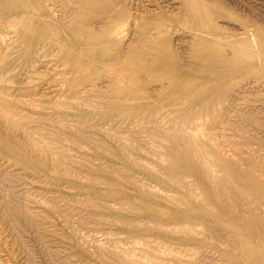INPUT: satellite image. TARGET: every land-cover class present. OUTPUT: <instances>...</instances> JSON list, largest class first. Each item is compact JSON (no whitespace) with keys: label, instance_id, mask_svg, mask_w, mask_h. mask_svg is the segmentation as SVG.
Wrapping results in <instances>:
<instances>
[{"label":"rangeland","instance_id":"rangeland-1","mask_svg":"<svg viewBox=\"0 0 264 264\" xmlns=\"http://www.w3.org/2000/svg\"><path fill=\"white\" fill-rule=\"evenodd\" d=\"M12 1L16 2L17 0H12ZM201 1L205 4H211L212 6H214L215 10L217 11L215 17H213L212 23H210V20L201 18L202 17L201 14H198L192 11L191 8H188L190 0H95L92 1L91 5H93L94 3V5H100L104 8L116 10V14H113L111 21L100 25L102 27L108 26L110 32L112 33L108 37V40L110 41L109 45L108 44L99 45L100 41L87 43L83 40L81 36L76 35L78 33L75 34V32L71 29V27L73 26L69 27L68 25L69 23L67 21H69L70 17L68 20L65 19L66 18L65 16L68 17L70 12L68 11L69 5H67V3L64 0H43L41 2L42 5H38L37 7L38 14L43 16L44 18H48L50 21H52V23L58 25L59 27L58 33L54 32L53 30L54 34L57 35H54L52 32H50L49 33L50 36H48L43 41L39 40L41 31L37 24L36 18L34 19L28 14H25L21 18L14 19L12 22H10L9 18L6 19V17L0 16V30L3 32L0 35L5 40L3 42V45L0 46V66H3V68H0V74H3V76H0V96L6 97L12 104H15L17 110L23 115L26 116L31 115L37 118L38 120H40L41 117H45L50 114L57 119L66 117L70 120L76 118H82L89 114L91 117L90 119L91 125L87 128V130L93 135L96 142L90 140L89 142L85 141L87 144L82 143L79 139L76 138L78 137V135L72 132L70 128L60 124L59 122L58 124L53 123L52 125L54 127L59 128L61 131L67 132L69 135L74 136L76 138V140L74 141L67 140L65 142L67 144L66 146H68L75 155L77 154V156L82 157L85 155V157H82L85 159L94 158L93 160L96 159L95 160L96 164L99 163L109 164L107 163V161L108 162L110 161L113 164L121 163L123 165H126V162H124L125 163L124 164L123 161L121 162V160L119 159L117 160V158L115 160L114 157H113L114 159L112 158V155L104 151L100 154H96L94 148L90 146V144L97 145V143L104 142L106 143V148L113 150L112 147H116L119 145L117 144L119 142H117L116 140L119 135L122 137L125 143L132 144L135 146L138 159L143 160L147 165L151 167H155L160 163L161 160L160 153L163 151V143L160 140H158L153 134H150L146 131V129L150 127V124L146 122V119L139 121H137V119H134L136 110L131 107L121 106L119 108H116V110L121 111L120 116L114 118L113 121L108 120V115L113 114L115 109L112 110L111 107L108 105L109 100L103 97L104 95L103 92L107 88H109L112 82L115 81L112 76L107 75V72L103 67L102 62L95 63L93 60H88L89 57L91 58V56L93 57L96 54L97 55L95 57H99L103 53L112 52L114 50L115 51L118 50L117 52H120V50L127 45H129L130 47V44L132 45L136 41L137 36L140 34L141 31L140 27L144 25L147 26L148 28V26L150 25L148 31L150 32L151 35L164 34L168 38H166L165 36L164 37L170 41L168 42L170 44V47L173 50L175 49L174 51L176 55L178 56L179 54H182V56L181 55H179L180 57L178 56L177 60L178 62L179 59L180 61H182V63L180 62L181 65H183L185 62V68L189 66L191 67L200 66V59L197 58L194 53L196 51L198 43H201L203 46H207L210 48V51L216 56V60L211 61V63L209 64L207 63L208 67L206 66L201 70L196 71V74L188 73V75H186L183 72L184 68H182L180 65H176L174 67L175 70L180 69L181 70L180 73H182V77L180 78V81L177 84V90L179 91V96L184 99L183 100L184 105L186 104L188 105L192 103L196 106L201 105L209 109V113L207 117L208 119L206 120V123H200L198 125V130L203 134H207L209 131L217 132L220 135L219 139H213L212 141H218L219 145L214 142L213 143L225 155L227 156L233 155V157L236 158L240 156L238 153V151H240L243 154V157L246 158V156L247 155L249 156L252 153V151H255L253 149H256L258 151V152L255 151L257 153L258 162H256L257 161L256 159L254 162L255 164H259L260 162L264 161V120H263L264 119V56H258V58H256L252 62H240L238 60L231 59L229 57V54L234 53V51L237 49L235 44L230 43L235 36L243 35V37L255 38L253 36L256 35L257 37L260 36L259 38H261L264 35V0H201ZM33 2L37 3L36 0H33ZM132 21H136V25L135 22ZM69 22H71L73 25L72 20ZM164 37L162 38L164 39ZM59 41H64L68 45L73 44L72 45L73 48L77 50L79 58L82 59L81 61L82 65L86 66L88 63L93 65V67L90 69H88L87 66L84 68V71H88L85 72V74L90 72L92 75L91 77L79 78L77 76L78 74L77 69H75V67L74 68L71 67L70 64L67 63L66 56L64 55V49L59 44ZM94 45H98V47L96 49H93L92 47ZM144 47L147 50L146 47H148V44L144 43ZM225 53L228 54V57L225 55L227 59L224 56L225 58L224 60L223 59L217 60L219 56ZM150 56L151 58L147 62V67L149 70H146L144 72V75L147 74L146 76L150 77V79H148L149 82L146 81L147 82L146 85L148 89L151 88V90H149V93L148 90H146L147 92L143 90L142 94L149 95L148 100L152 102H161L163 101V99H165V97L166 98L170 97L169 96L170 90L164 91L162 86L167 84L168 80L170 79L168 74L171 73L169 72L171 67H165L163 64H161L160 59L158 58L157 55H153L152 53V55ZM225 65H228L229 69L225 70L226 69ZM122 78L121 79L116 78V79L118 80V83H120L121 85H125L128 79L127 77H122ZM193 82H196L201 85H205V88L201 91V93L191 95L189 86L193 87L191 85ZM223 92L225 93V95H223L224 94ZM228 92L230 94H226ZM221 95L223 98H225L226 96L227 99H220ZM112 96L113 94L111 95V97ZM227 96H229V98ZM89 97L93 98L96 107L95 108L92 107L88 110H85L86 113L81 112L83 99ZM230 97H232V99ZM221 101H223L222 103L226 102L224 104L227 106L223 105ZM126 102H132V100L128 99L126 100ZM222 105L224 108L222 107ZM238 105L240 107H246L247 109L250 110L252 109V111H254L255 109L254 112L256 113V116H258L261 119V122L263 121L262 123L260 122V124L259 123L257 124L252 122L251 120L249 121V119L246 120V122H248L250 125L248 126L247 131H243L244 132L243 136H247L251 138L250 148L249 146L235 145V141H238L240 139L244 140V137L241 138L240 132L237 131L236 126L234 125L236 124L238 126L239 124H241V120L239 116H237L236 110L232 108V107L235 108ZM105 107L107 108L105 109ZM225 107L226 108L230 107V108H228L229 110H227ZM225 110L227 113H225ZM233 111L234 113H232ZM230 113L232 114V116ZM218 117H220L219 119H224V118L228 119L229 117H231L234 119L233 124L228 125L226 122H221L223 124H220L216 120ZM209 125L213 129L211 128L209 129L208 128ZM1 136L2 135L0 133V137ZM1 138H0V150L1 149L2 150L0 151V157H1L0 165H2V163L4 164L2 165V168H0V172L4 170H6L4 172L9 171V173L7 172L9 174V177L12 175L14 177L9 178V180H7L8 178L7 179L4 178V183L2 182V189H3L2 192L5 190L4 191L5 193L0 192V195L3 194L2 196H4L5 199H7L8 197H9L8 199H10V197H12L11 194L14 193L15 188L16 191H19L22 188L23 192L25 189V194L22 196H24L23 198L25 199L26 196L28 195V197L30 196L29 197L30 200L27 197L28 198L27 201L25 199L24 202L23 201L24 199L22 198L21 199L22 202L25 204H29L30 206L29 205L26 206L31 208L33 207L32 209H34V211L36 212L43 213V211H47L44 214L45 216L48 215L49 220L52 221H49L48 218L45 217L46 222L47 221L50 222V223L48 222L49 225H47L49 230L47 232L49 233V235L47 233L46 239L49 240L50 244L58 247V249L60 247L59 252H61L63 258L59 253V257L61 258V259L59 258V261L65 259L63 261H68L67 262L68 264L69 262L72 264H116L115 261L107 255L101 256L98 253L95 254L96 249L94 250V246L100 244L104 245L105 243H107V240H108L107 244H110L109 246H113V244H116L118 242L117 240L116 243H113L112 242L114 241V239H112L113 237L115 239L117 238L120 239L119 241H122V239H124L122 243L124 242L123 244H126L127 242L130 241L129 240L130 236L128 235L133 233L138 235L139 237L138 241L140 240V243H142L146 239V237H148L150 239L151 238L154 239V240H150L151 242L153 241L152 243H156V245L153 244L154 246L157 247L158 245L159 247V244L161 245L162 249L159 247L161 249V251L159 252H162V254L164 253V256H161L162 254H159L158 252L159 256L157 254V256L153 255L154 258L152 257L153 260L155 261L157 260L158 263L163 262L162 259L166 261H175L174 258L176 257H174L173 255L176 254L178 258H180L181 256L182 257L187 256L186 258L185 257L184 258L187 259L188 261H191V264L194 263V261H195L194 264H198V262L200 261H201L200 264H202V261L203 264H225L227 262L223 254V251L226 248H228V246L223 241H220V235L221 234L226 235L228 231L225 229V226L221 225V223L216 221L214 217L210 216L209 220L211 219L210 221L213 220L214 222L216 221L217 226L220 224L218 226L219 233L212 232L211 229L209 230V228L204 223L202 224L199 223V225L196 228V231L198 230V232L200 231L204 233L207 232L210 233L211 231L209 236L210 238L208 237L207 240V242L208 241L212 242L211 245H209L210 242H208V245H206L207 242L206 243L199 242L200 243L199 244L196 241L184 240L177 233L176 234L179 237L175 234L172 235L168 231V229H170L171 227L163 228L162 226H166L164 224L162 226L161 225L157 226L160 227L158 229L156 228L151 230L150 226L153 227V225H155L154 220H156L157 218H158L157 220H160V218L161 220L162 219L164 220V218L157 216L158 214L154 215V213H151V211H148L147 209L144 208L145 207L144 201L148 202V199L146 198L145 200L144 198L143 201V196L140 195L139 191L135 192L137 190V187L135 186L133 187V185L131 184H128L126 186V189L129 191L125 190L124 188L126 194L128 192L129 193L128 195L130 197L125 195V191L122 192L124 194L122 195L119 194V195L121 197L125 195V197L123 196L124 199L126 198L125 200H128L127 199L128 197L129 201L132 202L133 200V202H137V204H139V206L143 208V211L142 209L140 211L144 213L138 212L136 214V212L126 208L125 211H123L124 208L121 206V203H119L120 204L119 208L121 206L123 208L122 210L118 208L117 205L118 203L113 201L110 202L112 207L111 206L109 207L110 204L108 203L109 208L107 207V205L104 207L101 206L96 208L97 213L105 218L103 220L104 223L102 224L100 223V225L98 224L92 226L94 227L93 230L92 227L80 228L81 225L74 216V218L77 220L76 226L74 227L75 224L72 223H75L76 221L75 219H74L75 221L71 219V221L68 220L70 221L68 222L66 220L67 218L65 219L64 218L65 216H63L62 214L56 215L57 212H54L53 203L51 201L50 204L48 203V201L51 198L53 197L57 198L58 195H60L57 199L61 198L60 204L65 205L66 204L65 202L69 198L71 199L74 198L75 200V198L78 199L79 197L81 198V196L90 197L91 194L93 197L96 196L95 194L100 193L97 194V196L102 200H103V196L108 199L110 198L115 199V196L114 195L110 196V194L108 195V193H106V195H108L107 197L104 193L106 192V190H104L106 185H102L101 183H94L87 180L90 177L86 176V174L83 175L84 173H82V175L81 174L77 175V177L74 174L67 175V174L55 173V171L52 170L51 166L48 165L45 166L42 164L39 165L38 160L35 161V159L37 158H33L32 156L31 158L29 157L28 159L27 156L26 158L24 156L21 157L20 155L19 156L16 155L17 156L16 158V156H13V153H10L9 151H7L8 153L6 152V148L4 144L1 142L2 141ZM12 139H13L12 141H14V138ZM107 141H109L111 145L108 144ZM249 151L251 152L249 153ZM91 152L95 154L93 155V153ZM90 156L93 158H91ZM4 157L5 159H3ZM18 157L21 158L18 159ZM16 159H18V161ZM25 164L27 168H24L26 167ZM127 165L125 166L127 168L133 167L128 163ZM39 166L41 169L43 168L44 169L41 171V169H39ZM12 171H15V173L16 172L17 173L15 174ZM131 171L135 173L137 172L136 174L137 177L145 180L148 183L147 185L148 187L150 188H152V186L154 187V183L155 186L157 185L156 187L160 186L159 188L161 191L159 190V188H157L156 190H159L162 193V195L165 194V196H167L168 195L167 190L172 189V187H170V185H168L167 183L162 184L158 182L156 179H151L150 178L151 175L145 169L142 170L139 168H134ZM23 173L26 174L24 175ZM16 175H19L22 180H20L19 176ZM110 175L111 177H116V175L114 176L113 173L109 174L108 176ZM258 175H256V177ZM15 176L17 177V179H15L16 182L15 180H13L14 182L13 181L10 182V179L16 178ZM22 176L25 178H23ZM62 178L65 181H62L63 180ZM55 180H57L58 182ZM8 181L11 183V185L10 183H8ZM63 182L67 184L65 183L63 184ZM243 182H253V181L251 180V178L248 177L245 178ZM16 183L17 184L19 183V185H17ZM54 183L55 185H53ZM58 183L60 185H57ZM52 186H54L53 189ZM59 186H61L60 190H58ZM74 186L76 188L78 186L80 187L76 189ZM130 187L131 188L133 187L132 188L133 190H131ZM22 189L20 191H22ZM20 191L19 193L21 198L22 197L21 194L23 192ZM28 191L29 192L32 191L30 192V194L33 195L31 196L28 193ZM130 191H132L133 195L132 193H130ZM176 191L179 192V194L186 196L190 201L194 202L193 198L189 196L182 187H176ZM54 192L57 195L52 196V193ZM64 192L68 193L70 196L66 195V198H63ZM75 192L77 193V196L79 194L78 198ZM85 193L86 194L89 193V196L85 195ZM5 194H7V198ZM9 194L11 196H9ZM61 195L63 196L61 197ZM71 195L74 196L71 197ZM99 195L102 196L100 197ZM4 197L3 198L0 197V198L4 199ZM131 198L132 200H130ZM138 198L142 200V202L140 200L142 204L138 202L139 201ZM71 199L68 200V203L74 201L73 199L72 200ZM194 199H198V198L194 197ZM162 200H163L162 205L164 204V206L166 205V207L169 205L170 208L171 207L174 208L173 209L174 212L179 211L180 208H177V206L179 205L178 203L176 205V202L174 201L171 202L165 199ZM28 201H30V203ZM114 203L116 204V206ZM169 206L167 208H169ZM106 207L107 209H105ZM77 208L78 207H76L73 210V212L79 210ZM262 209L264 211V205ZM100 210H102L101 211L102 214ZM126 210L129 211L128 214L129 213L131 214V215L129 214L130 215L129 218H133L132 217L133 215L135 216L139 215L136 216V218L135 217L134 218L137 219V217H139L138 219H140V221L137 219L139 223H141L139 224L141 228L138 229L139 232L141 231L140 233H137L138 232L137 229L135 230L136 232L133 231L131 232L132 228L130 227L128 228L127 224H123L124 218L128 217V214H126L127 213ZM111 211L113 214L111 213ZM120 211L122 215L121 213H118ZM1 212H2V204L0 202V264H29V260H30L29 255L31 253L36 255L38 264L57 263L53 259L55 257L51 255V253H49L46 250V248L43 246L44 245L43 242H40L41 240L38 238L37 233L34 229L29 227H27L28 229L24 227L23 231L22 230L18 231L17 229H14L10 225H8L9 223L6 222L5 219L2 218ZM48 212L50 214L46 215V213ZM76 212H74V214L77 216V213L79 214L80 210L79 212L77 213ZM105 214L108 215L111 214L112 217ZM142 216L145 218H143ZM152 216H154V218L156 219L153 218L154 219L153 220ZM109 217L111 219L113 218L114 221L110 220ZM115 218L116 220L117 219L118 220L116 221ZM144 219L145 221H143ZM185 219H188V217L186 216L183 219V221H185ZM115 221L117 222V225ZM174 221L175 220L173 221L170 220L169 222L167 221L166 222L171 223ZM51 222L53 224L55 222V224L51 225L52 224ZM77 223H79L78 225H80V227L77 226ZM113 223L115 226L113 225ZM147 223H152V225L148 224V226H145L147 225ZM111 224L114 227H112ZM105 225H107L108 227H106ZM49 226L54 227V228L50 227L51 229H53L52 231L49 228ZM115 227H117V229ZM109 228H111L113 234L111 233V230ZM125 228H126V232L124 230ZM142 228L143 229L147 228L145 229L146 233L144 232L145 235L147 234V236L144 235L145 238L143 237V230H141ZM75 230L77 234L75 233ZM106 230L107 232H105ZM147 230L149 231L148 233ZM156 232H160L161 234L163 232L164 233L168 232L169 233L168 236H170L171 238L170 241L165 240L167 238L166 233L165 234L163 233L165 235L163 236L160 233H158L157 235ZM20 233L22 234V237ZM88 233H90V235ZM114 233L117 235L119 234L118 237L117 235H114ZM55 234L56 235L58 234L57 236L59 237L56 238ZM124 234L125 235L128 234L127 235L128 238ZM23 235L25 236L26 239H24ZM171 236L176 238L172 239ZM158 239H160V242ZM167 239H169V237ZM52 241H54L55 243H51ZM186 241L189 242V244ZM95 242L96 244H94ZM157 242L159 243L157 244ZM120 243L121 242H119L118 244L119 246H123V247L126 246L123 244L120 245ZM140 243L139 242L137 243L136 246L138 247L137 249L135 248L136 250H140V248H143V246L141 247L143 243L141 245ZM195 243L197 244L195 245ZM213 243L214 245H212ZM130 244L131 242L129 243V245ZM28 245H29V249H28ZM129 245L127 244V248L131 247V245L130 246ZM174 245L177 246L178 249L177 253L176 250L172 252L170 249H167L170 248V246L174 247ZM183 245H185L184 248ZM215 245H217L219 249H216L214 247ZM95 247L97 248V246ZM220 247L224 250L222 249L220 250ZM26 249L28 250V252ZM183 249L185 250V253ZM32 250L33 252H31ZM165 250L170 251L169 252L170 255L169 254L168 255L171 257V259L170 257L165 256L168 253V251ZM188 255L192 259H190ZM172 256L174 258H172ZM63 261H60V263ZM157 262L156 264H158ZM251 263L252 262H249L247 264H251ZM64 264H66V262H64Z\"/></svg>","mask_w":264,"mask_h":264},{"label":"bare ground","instance_id":"bare-ground-1","mask_svg":"<svg viewBox=\"0 0 264 264\" xmlns=\"http://www.w3.org/2000/svg\"><path fill=\"white\" fill-rule=\"evenodd\" d=\"M36 1L37 3H34L33 0H17L16 2H13L12 0H0V16L6 17V19L9 18L10 22H12L14 19L21 18L25 14H28L34 19L36 18L37 24L41 31L39 40L43 41L48 36H50L49 34L50 32H52L53 34L54 32L58 33L59 27L58 25L52 23V21H50L48 18H44L43 16L38 14L37 7L38 5H42L41 2L43 0H36ZM64 1L67 3V5H69L68 11L70 12L69 16L68 17L65 16L66 18L65 17L64 18L68 20L70 17L69 21L72 20L73 25L71 22L69 21L67 22L69 23L68 24L69 27L73 26L71 27V29L75 32V34L78 33L76 35L81 36L83 40L87 43L100 41L99 45H105V44L109 45L110 41L108 40V37L112 33L110 32L108 26L102 27L100 25L111 21L113 14H116V10L104 8L100 5H94V3L93 5H91V2L95 0H64ZM188 8H191L192 11L198 14H201L202 15L201 18L210 20V23L213 22V17H215L216 12H217L214 6H212L211 4H205L201 0H190ZM132 22H135V25H136V21H132ZM140 28H141L140 34L137 36L136 41L132 45L130 44V47L129 45H127L123 47L120 50V52H117L118 50L117 51L114 50L112 52L103 53L99 57H95L97 55L96 54L93 57L91 56V58L89 57L88 60H93L95 63L102 62L103 67L105 68L107 72V75L112 76L115 81V82H112L109 88H107L103 92L104 93L103 97L109 100L108 105L111 107L112 110L115 109L113 114L108 115V120L113 121L114 118L120 116L121 111L116 110V108H119L121 106H127V107H131L135 109L136 112H135L134 119H137V121L146 119V122L150 124V127L147 128L146 131L150 134H153L158 140H160L163 143V151L160 153V156H161L160 163L155 167H151L147 165L143 160L138 159L135 146L132 144L125 143L122 137L119 136L118 134H117L118 137L116 140L117 142H119L117 143L119 145L116 147H112L113 150L106 148V143L104 142L97 143L98 146L94 144H90V146L94 148L96 154H100L104 151L112 155V158L114 157L115 160L117 158V160L119 159L121 160V162L123 161V163L126 162V165L128 163L129 165H132L134 168L147 170L148 173L151 175L150 177L151 179H156L158 182L162 184L167 183L168 185H170V187H172V189L167 190L168 191L167 196H165V194L162 195V193L160 192L161 190L159 188L160 186L156 187L157 185L155 186V183H154L155 188L153 186L152 188L148 187L147 186L148 183L145 180L137 177L136 175L137 172L135 173L131 171L134 169L133 167L127 168L125 167L126 165H123L121 163L113 164L110 161L109 162L107 161V163L109 164H103V163L96 164V161H95L96 159L93 160L94 159L93 157L90 156L93 159H85V158H82V157H85V155L82 157L77 156V154L75 155L70 150V148L66 146L67 144L65 141L67 140L74 141L76 140V138L85 144H87L85 141H88V142L90 140L95 141L93 135L87 130V128L91 125V121H90L91 117L89 114L82 118H76L73 120H70L66 117L57 119L50 114L48 116L41 117V119L38 120L37 118L31 115H28V116L23 115L17 110L15 104H12L6 97L0 96V133L2 135L1 136L2 138L1 137L0 138L2 140L1 142L4 144L6 148V152L9 151L10 153H13V156H16V155L18 156L20 155L21 157L27 156L28 159L29 157L31 158V156L33 158H37L35 159V161L38 160L39 165L42 164L45 166L47 165L51 166L52 170L55 171V173L67 174V175L74 174L76 175V177L77 175L79 174L82 175V173H84L83 175L86 174V176L90 177L87 180L94 182V183H101L102 185L107 186V187L105 186V189H104L106 190V192L104 191L103 192L105 193V195L106 193H108V195L110 194V196L114 195L115 199H112V198L108 199L103 196V200H102L98 198L97 196V194H100V193L95 194L96 196H93V197L91 194L90 197L81 196V198L80 197L78 198L79 194L77 196L76 192L75 194L78 199L75 198L74 200V198H72L74 201L70 202L72 199L68 197L69 199H71L69 201L70 203H68L69 199L67 201L64 199L66 201L65 205L60 204L61 198L57 199L60 195H58L57 198L50 197L51 199L50 200L48 199L49 204L51 202L53 203L54 212L58 213V214L56 213V215L62 214L63 216H65L64 217L65 219L67 218L66 219L67 221L68 220L71 221V219L74 220L75 219L74 216H75L81 225L80 227V225H78L79 223H77V226H79L80 228H83V227L90 228L98 224L100 225V223L101 224L104 223L103 220L105 218L102 215L97 213L96 208L101 207V206L104 207L106 205L108 207V203L110 204L109 207L110 206L112 207L110 202H113V201L118 203L117 204L118 208L120 205L119 203H121V206L124 208L123 211H125V208L136 212V214L138 212H141L140 211L141 209L143 211V208L140 207L139 204H137V202H133L132 198L130 199L132 200V202L129 201L128 197H127L128 200H125L126 198L124 199L125 195L129 196L128 195L129 193L127 192L126 194V191H125L127 190L126 186L128 184H131L133 185V187L134 186L137 187V190L135 192L139 191L140 195L143 196V201H144V198L145 200L146 198L148 199V202L144 201L145 207L144 206L143 207L147 209L148 211H151V213H154V215L158 214L157 216L164 218V220L163 219L161 220V218L160 220H157L158 218L156 219L154 218V216H152V219L154 218L156 220L153 219L155 221V225H153V227L150 226L151 230L156 229V228L158 229L160 227H157V226L159 225L162 226L164 224L166 226H162L163 228L171 227L170 229H168V231L172 235L179 234V236H181V238H183L184 240H192V241H196L197 243L199 242L206 243L208 240V237L210 236L211 231L214 233H219L218 226L220 224L218 226L216 225L217 223L216 221H218L219 223H221V225L225 226V229L228 231L226 235H223V234L220 235V241H223L228 246V248H226L225 250L220 247V250L221 249L224 250L223 254L227 261L225 264H247L249 262H252L251 264H264V211L262 209L264 205V191H263L264 190V163H263L264 161L263 162L259 161L262 165L260 163H259L260 165L255 164L254 162L255 159L257 160L256 162H258V159H257L258 157L256 153L258 151L256 149H253L256 152L252 151V153L249 156L247 155L246 158L243 157V154L240 151H238L240 156L236 158L233 157V155L232 156L225 155L214 144L216 143L219 145L218 141H212L213 139H219L220 135L217 132L209 131L207 134H203L198 130V125L200 123H206V120L208 119L207 117H208L209 109L205 106H201V105L196 106L192 103L188 105L185 103L186 105H184V102H183L184 99L179 96V91L177 90V84L179 83L180 78L182 77V73H180L181 71L180 69H177V70L174 69L176 65H180L182 68H184L183 72L186 75H188V73L196 74V71H199L206 66L208 67L207 63L209 64L211 63V61H215L216 56L210 51L209 47L203 46L201 43H198L196 51L194 53H195V56L200 59V66H195V67L189 66L185 68V62L183 61L184 64L181 65L180 62L182 63V61H180L179 59V62H178L177 60L178 56L179 55L182 56V54H179L178 56L176 55L174 51L175 49L173 50L170 47V44L168 43L170 41L166 39L168 38L167 36H165L164 34L151 35L150 32L148 31L150 28V25L148 26V28L147 26H144V25L141 26ZM2 33L3 32L0 30V34ZM54 35H57V34H54ZM161 36L162 37L165 36L166 38L164 37L163 39ZM253 37L255 38L243 37V35L235 36L230 43L235 44L237 49L234 51V53L229 54V57L231 59L238 60L240 62H252L256 58H258V56H264V35L261 38H259L260 36L257 37L256 35ZM4 41H5L4 38L0 35V46L3 45ZM144 43L148 44V47H146L147 50L144 47ZM59 44L64 49V55L66 56L67 63L70 64L71 67L73 68L75 67V69H77L78 71L77 76L79 78L91 77L92 75L90 72L85 74V72H88V71H84V68L87 66L88 69H90L93 67V65L90 63H88L86 66L81 64L82 59L79 58L77 50L74 49L72 46L73 44L68 45L64 41H59ZM97 47L98 45H94L92 48L96 49ZM152 53L153 55L158 56V58L160 59V63L163 64L165 67H171V69L169 70V72L171 73L168 74L170 79L168 80L167 84L162 86L164 91L170 90V95H169L170 97L169 98L165 97V99L162 98L163 101L161 102H152L148 100L149 95L142 94L143 90L145 91L148 90V93H149V90H151V88L148 89L146 85V83L149 82L148 79H150V77L146 76L147 74L144 75V72L146 70H149L147 67V62L151 58L150 55H152ZM225 55L228 57V54L225 53L219 56L217 60L218 59L224 60ZM229 62H232V61H229ZM0 68H3V66H0ZM225 68H226L225 70L229 69L228 65H225ZM0 76H3V74H0ZM122 77H127L128 79L125 85H121L120 83H118V80L116 79V78L121 79ZM191 85L193 86V87L189 86L191 95L201 93V91L205 88V85H201L196 82H193ZM109 94L111 95L113 94V96L111 97V95ZM226 94H230V93L228 92ZM223 95H225V93ZM229 96L227 97L229 98ZM230 98L232 99V97ZM128 99L132 100V102H126V100ZM220 99H227V98L226 96L225 98H223L221 95ZM167 101L170 103H168ZM222 102L223 101H221V103ZM224 103L222 104L225 105ZM85 107H88V108H85ZM92 107L94 108L96 107L94 104L93 98L92 97L84 98L82 106H81V112H85V110H88ZM106 108L107 107H105V109ZM228 108L230 107H227L226 109L229 110ZM232 108L236 110V114L237 116H239L241 120V124H239L238 126L236 124L234 125L236 126L237 131L240 132L241 138L244 137V140L240 139L238 141H235V145L236 146H249L250 148L251 138L247 136H243L244 134L243 131H247L248 126L250 125L248 122H246V120L249 119V121L251 120L254 123L260 124L261 119L258 116H256V113L254 112L255 111L254 108H253L254 111H252V109L251 110L247 109L246 107H240L239 105L236 106L235 108L234 107ZM225 113H227L226 110H225ZM232 113H234V111ZM219 118L220 117H218L216 120L220 124H223L221 122H226L228 125L233 124L234 119L231 117H229L228 119H225V118L219 119ZM58 122L70 128L72 132L78 135V137L75 138L74 136L69 135L67 132L61 131L59 128L52 126L53 123L58 124ZM208 128L209 129L211 128L210 125L208 126ZM12 138H14V141H12L13 140ZM107 143L111 145L109 141H107ZM250 152L251 151H249V153ZM94 154L95 153H93V155ZM21 157H18V159ZM3 159H5V157ZM18 159L16 160L18 161ZM3 164L4 163H2V165ZM2 165H0L1 166L0 168H2ZM24 168H27V166ZM47 168H50V167H47ZM39 169H41L40 166H39ZM43 169H41V171ZM4 171L0 172V192L1 193H5L4 192L5 190L2 192L3 190L2 182L4 183V178L6 179L8 178L7 180H9V178L14 177L13 175L9 177V174H8L9 171H7L8 173ZM258 171L260 174L258 173ZM12 172L15 173V171H12ZM111 173H113L114 176L116 175V177H111V175L108 176ZM254 174L256 175L259 174L258 175L259 178L258 176L256 177V175ZM19 175H16V176H19ZM248 177L251 178L253 182H243V180ZM15 179H17V177L14 179H10V182H12ZM20 180L22 179L20 178ZM62 181H65V180L63 179ZM10 182L8 181V183ZM64 183L65 182H63V184ZM17 185H19V183ZM53 185H55V183ZM57 185H60V184L58 183ZM53 187L54 186H52V189ZM60 187L61 186L58 187L59 188L58 190H60ZM176 187H182L184 191L193 198L194 202L190 201L186 196L179 194V192L176 191ZM132 188L131 190H133ZM157 188H159L160 191L156 190ZM15 191H16V188L14 190V193L12 194L10 193L12 195L10 199H8L9 197L7 198V194H5L7 199H5L4 196H2L3 194L0 195V197L2 198L4 197V199L0 198L1 199L0 202L2 204V212H1L2 218L5 219L6 222L9 223L8 225L13 227L14 229H17L18 231L19 230L23 231L24 227H26V229H28L27 227L34 229L37 233L38 238L41 240L40 242H43L44 244L43 246L46 248V250L55 257V258L53 257H50V258H53L57 262V263L55 262L56 264H64V262L68 264L67 263L68 261H63L65 259L60 260V261H63L60 263L59 261V258H60L59 253L61 254V252H59L60 247L58 249V247L50 244L49 240L46 239V235L48 233L47 231H49L47 225H49L48 224L49 221H52V220H49L48 215H47L50 213L49 212L46 213L47 216H45L44 213L47 211H43V213H40V212L34 211V209H32L33 207L31 208V207L26 206L29 204H25L21 200L24 197L22 195L25 194V189H24V192H23V189L22 191H20V192H23L21 194L22 196L21 198H20L19 191H16V192ZM123 191H125V195H123L124 197L123 196L121 197L120 195L124 194L122 193ZM30 192L28 191L29 194ZM55 192L52 193V196L57 195L55 194ZM130 193H132V191H130ZM10 194L9 196H11ZM66 195L70 196L68 193L64 192L65 197L63 195H61V197L63 196V198H66ZM85 195L89 196V193L88 194L85 193ZM108 195L106 196L108 197ZM73 196L71 195V197ZM137 196H138V193H137ZM27 197L28 195L25 198L26 201L30 196L28 198ZM194 197H197L198 199H194ZM25 199L23 200L24 202H25ZM162 199L169 200L171 202L174 201L176 202V205L178 203L179 207L177 206V208H180L179 211L174 212L173 211L174 208L171 207L172 208L171 209L169 205H168L169 208H167L168 206L166 207V205L164 206V204L162 205V202H163ZM140 200L141 199H139L138 202H140ZM28 202L30 203V201ZM121 206L119 209L122 210L123 208ZM76 207H78L77 209L80 210V212L79 210H76L77 212H79V214L76 211H74L77 213L78 217L73 212V210ZM107 207L105 209H107ZM101 211L102 210H100V212ZM128 212L129 211H127L126 214H128ZM118 213H121V211ZM141 213H144V212H141ZM129 214L127 218L126 217L124 218V222L123 221L122 222L123 224H127L128 228L129 227L132 228L131 232L132 231L136 232L135 231L136 229L138 231V229L141 228L139 225L141 224L139 223L140 221V219H138L139 217H137L139 221L135 219L136 216H139V215H136V216L133 215L132 216L133 218H129V216L131 215ZM105 215H108V214H105ZM108 216L112 217L111 214ZM186 216L188 217V219H185V221H183V219ZM210 216L214 217L216 221L215 222L214 220L210 221L211 220V219L209 220ZM45 217H47L49 221L46 222ZM110 217L109 219L113 220V218L111 219ZM140 217H141V214H140ZM77 220L75 221V223H72V224H75L74 227L76 226ZM165 220L167 222H169L170 220L172 221L175 220V221L171 223H167ZM143 221H145V219ZM199 223L201 224L204 223L209 228V230L211 229L210 233L208 232L204 233L200 231L198 232V230L196 231V228L199 225ZM54 224L52 223L51 225H54ZM148 224L152 225V223H147V225L145 226H148ZM116 225H117V222H116ZM105 226L108 227L107 225ZM50 227L51 226H49V228ZM117 227L115 228L117 229ZM143 228L141 230H143V237H144L145 235L144 232H145V229L147 228L145 229ZM93 229L94 227H92V230ZM109 229L111 230V228ZM52 230L53 229H51V231ZM124 230L126 232V228ZM148 230H147V233L150 231ZM105 232H107V230ZM140 232L138 231L137 233H140ZM75 233H76V230H75ZM111 233H112V230H111ZM115 233L114 235H117ZM118 233H121V232H118ZM156 233L158 235V233L160 232H156ZM163 233L162 234L160 233V234L165 236L164 234L166 232L164 234ZM169 233L168 232L166 233V237L167 238L169 237V239L165 237L166 241L167 240L170 241L171 239L170 236H168ZM22 234H21V237H22ZM32 234H33V231H32ZM88 234L90 235V233ZM57 235H56V238L59 237ZM127 235L125 236L127 237ZM125 236H122V237H125ZM128 236H130V239H129L130 241L127 242L126 244H123L124 242L122 243L124 239L121 238L122 241H119L120 239L118 238L115 239L113 237L112 238L114 239V241H112L113 243H116L118 240V242L116 244H113V246H109L110 244H107L108 240H107V243H105L104 245H101V244L95 245L97 246V248L94 246V250L96 249L95 254L98 253L101 256L107 255L111 259H113L116 264L117 263L118 264H156L157 260L155 261L153 260V258L154 256H157L159 251H161L162 249L161 245L159 244V247L161 249L158 247V245L157 247L154 246L153 244L156 245V243H152L153 241L152 242L150 241L154 239L153 238L150 239L148 237H146L145 240L143 239L144 240L142 242L143 245H141L142 243H140V240L138 241V238H139L138 235L132 233ZM145 236H147V234ZM23 237L24 239H26L24 235ZM173 238H176V237H172V239ZM158 240L160 242V239ZM96 242L94 244H96ZM119 242H121L120 245L123 244L126 246L125 247L119 246L118 245ZM130 242H131L130 244L131 247H129ZM138 242L140 243L141 247L143 246V248H140V250H136L138 247L136 246ZM159 242H157V244ZM208 242L206 245H208ZM51 243H55V242L52 241ZM187 243L189 244V242ZM197 243H195V245ZM211 243L212 242H210L209 245H211ZM127 244L129 245L128 246L129 248H127ZM132 245H135V246H132ZM212 245H214V243ZM184 247L185 245H183V248ZM214 247L216 249H219L217 245H215ZM28 249H29V245H28ZM167 249H170L172 252L176 250V253L178 251L177 246L175 245L174 247L170 246V248H167ZM165 251H168L167 255L170 252L169 250H165ZM31 252H33V250ZM184 253H185V250H184ZM159 254H162V252H159ZM167 255L165 256L170 257L169 256L170 254L168 256ZM191 255H194V254H191ZM161 256H164V253ZM173 256L176 258H174ZM173 256L172 258H174L175 261H166L161 258L163 262H159V263L157 262V263L158 264H191V261H188L187 259H185L187 256L186 257L184 256L185 258L182 256L180 257V255H179L180 258H178L177 254ZM29 257H30L29 264H38L35 254L31 253ZM51 262H52V259H51ZM200 262H198V264H200ZM69 264H72V263L69 262ZM202 264H203V261H202Z\"/></svg>","mask_w":264,"mask_h":264}]
</instances>
